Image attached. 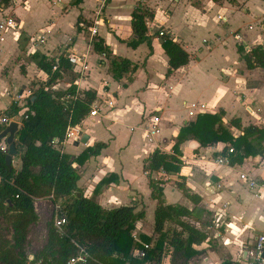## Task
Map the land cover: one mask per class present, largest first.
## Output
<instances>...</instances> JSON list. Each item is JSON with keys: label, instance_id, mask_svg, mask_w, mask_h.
<instances>
[{"label": "crops", "instance_id": "crops-1", "mask_svg": "<svg viewBox=\"0 0 264 264\" xmlns=\"http://www.w3.org/2000/svg\"><path fill=\"white\" fill-rule=\"evenodd\" d=\"M98 4L99 0H11L0 6V17L11 14L18 23L0 40V112L8 115L13 103L25 109L30 86L36 90L48 80L32 59L33 44L43 32L46 41L39 52L48 58L86 56V70L73 65L75 82L79 91L97 92L94 103L99 114L83 123L89 141L79 145L70 141L64 151L77 156L97 142L109 143L82 166L79 187L91 196L103 178L117 174V181L101 187L97 200L105 207L135 204L138 211L144 209L136 232L153 236L155 223L149 225L146 216L157 201L152 198L145 164L155 149L173 154L181 129L200 113L223 110V121L236 137L243 130L230 123L233 118L240 119L243 127H264V68L248 69L239 52L240 45L247 50L264 45V0H113L96 19ZM136 9L147 13L152 51L147 43L137 48L128 45L134 37ZM249 25H254L253 30ZM91 27L97 28V35H92ZM161 29L190 54V62L171 74H167L169 57L158 34ZM98 37L109 46L111 58H126L138 65L136 70L115 77L110 59L94 49ZM10 58L11 74L6 78L2 68ZM35 78L40 82L32 85ZM72 80L66 72L57 88L65 89ZM155 117H159L160 131L147 137V126ZM228 145L218 142L203 147L195 138L180 145V175L185 176L190 192L202 198L200 207L206 212L200 224L208 223L210 238L196 245L202 252L190 264H244L248 250L264 232V155L245 158L242 164L217 163ZM166 174L153 173L165 182V203L193 209L194 203L177 185L178 175ZM242 174L260 186L251 189ZM165 259L170 264V255Z\"/></svg>", "mask_w": 264, "mask_h": 264}, {"label": "trees", "instance_id": "trees-1", "mask_svg": "<svg viewBox=\"0 0 264 264\" xmlns=\"http://www.w3.org/2000/svg\"><path fill=\"white\" fill-rule=\"evenodd\" d=\"M10 1L1 0V3L9 5ZM146 14L143 9L133 12L134 37L128 41V45L137 48L147 43L152 51V39L147 34ZM162 38V46L169 57L167 74H171L190 62V54L166 31ZM94 49L107 55L111 71L117 78L123 72L135 71L138 66L126 58H111L112 51L102 37L94 41ZM239 52L248 69L264 68V45H256L249 50L240 45ZM32 59L49 78L29 97L25 109L13 103L6 111L9 116L24 112L21 114V130L16 136L19 167L12 163L10 168L6 162L7 153L0 150V212L13 220L15 240V246L0 245L4 264H27L25 245L30 226L39 220L35 199L41 196L63 200L58 214L66 219L63 232L56 229L54 222L49 231V245H60L59 251L63 259L60 264H65L70 256L77 253L74 242L80 243L89 251L91 258L87 264H164L168 255L170 264H190L202 252L196 245L210 241V238L205 228L208 223L205 222L203 226L200 224L206 212L200 207L202 198L190 192L185 176L180 175L183 166L180 159L181 143L189 138L197 139L203 147L218 142L230 143L222 155L229 157L230 165L242 164L245 158L264 155V127H243L240 119L233 118L230 123L243 130L236 137L223 121V110L216 114L200 113L195 121L181 129L173 146V154L158 148L150 154L145 171L152 188V198L157 201L155 232L158 237L153 243L154 236L142 233V242L150 245L146 248L133 236L137 222L145 217L144 209L138 211L135 204L105 207L97 200L101 187L117 181V174L112 173L103 178L91 196L85 195L79 187L82 166L91 157L101 154L109 143L97 142L77 156L61 151L53 143L55 138H64L69 125L82 127L90 118L97 92L90 89L79 91L70 56L61 54L50 59L36 51ZM54 65L58 66L57 70H54ZM21 70L25 71L24 65ZM66 72L72 75V82L65 89H54V85ZM2 130L0 128V132ZM161 171L178 175L180 180L177 185L194 203L193 209L181 204L165 203V182L153 177V173ZM172 221L176 223V228L170 231V228L166 229V225ZM185 233L188 235L184 236ZM135 248L142 249L144 255H134ZM36 254L38 257L45 255ZM222 264L232 263L226 261Z\"/></svg>", "mask_w": 264, "mask_h": 264}, {"label": "built area", "instance_id": "built-area-1", "mask_svg": "<svg viewBox=\"0 0 264 264\" xmlns=\"http://www.w3.org/2000/svg\"><path fill=\"white\" fill-rule=\"evenodd\" d=\"M1 1V0H0ZM113 0H99V4L97 7V14L96 19H98L104 12V9L112 2ZM4 4V3H3ZM2 4V5H3ZM219 18H222V16H219ZM97 21V20H96ZM18 26V23L16 19L12 15H4L0 17V40H4L3 33L5 34L6 31L9 29H16ZM92 35H97L98 30L96 27H91ZM159 37H162L165 34V30H159ZM46 37L44 35V32L39 36V38L36 39L35 43L33 44L32 50L39 51V47L43 46L45 44ZM105 55V54H104ZM70 63L74 66H79L80 71H84L87 69V61L86 56L84 57H78L76 55L70 56ZM58 66L54 65V70H57ZM54 89H57V85L55 84ZM251 113H255V109H250ZM259 110V109H258ZM98 106L97 104L92 105L90 117L98 115ZM191 114H194L191 112ZM11 121H18L22 124V116L16 115V116H9L7 114H4L3 112H0V128L4 129ZM159 117L154 118V122L151 125L147 126V137H153L157 133H159L160 128L158 125ZM84 129L83 127L79 125H69L66 134L64 138L61 140L59 138H55L53 143L54 145L60 149L61 151H64V146L70 142V141H80L83 138L84 135ZM0 150L3 153L9 152V145L6 142V139H2L0 141ZM230 151H233V148L230 149ZM216 162L219 164H230V160L228 156H219L216 158ZM241 178L249 185L251 189H256L260 186V183L254 179L253 177H250L247 174H242ZM66 224V219L64 217H61L59 215H56L54 218V226L59 232H63L64 225ZM138 242L143 244L146 248L150 247L149 244H145L142 242L140 238H136ZM77 253L73 254L68 258V260L65 262V264H87L91 258V255L89 251L86 249L85 246L81 245L78 242H74ZM134 254L137 256H143L144 251L142 249H136L134 251ZM248 258L249 260L246 261L244 264H264V232L258 236L256 242L252 245V247L248 250ZM27 264H55L51 260H46L44 257H38L36 253L30 254L28 253V259Z\"/></svg>", "mask_w": 264, "mask_h": 264}, {"label": "rangeland", "instance_id": "rangeland-1", "mask_svg": "<svg viewBox=\"0 0 264 264\" xmlns=\"http://www.w3.org/2000/svg\"><path fill=\"white\" fill-rule=\"evenodd\" d=\"M1 5H2V3L0 1V6ZM253 28H254V25H249V27H248L249 30H253ZM7 33H8V31L5 32V34H7ZM5 34L3 33L2 35L4 36ZM4 38H5V36H4ZM2 70H3L2 75L5 76L6 78L8 77L9 74H11V58L5 64V66L2 68ZM38 82H40L38 80V78H35V80L32 81V85H34V84L37 85ZM19 89H21V87L18 88L17 90H19ZM30 89H31L30 91H32V92L28 93V91H27V93H26L27 98H26L25 103L28 102L29 97L31 95H33V93L35 91V88H33L32 86H30ZM8 90H11V87ZM82 127H83V125H82ZM84 132H85V129H84ZM14 158H15V156H14ZM13 164L15 167H19V159H16V161H14ZM167 174H169V173H167ZM167 174L165 175L166 177L168 176ZM137 185H138V181H137ZM142 189H145V187ZM62 201L63 200H61L60 198L50 197V196H46V197L41 196V197H37L35 199V206H36V211L39 215V220L36 223H33L29 228L28 240H27V243L25 245V250H24L25 254L26 253H30V254L42 253V254H45V255H43V257L46 260H51L55 264H60L62 262L63 259L61 258V254L59 251L60 250L59 243H58V245H49V239H50V232L49 231H50V228L54 222L55 216L59 214V209H60ZM139 209H141V208H139ZM154 210H155V208L150 213H148V215L146 216L148 224L151 225L152 227H154V223H155V221H154L155 211ZM136 226H137V224H136ZM168 228H170V231H172L173 228H176V223H174L173 221L171 223L167 222L166 229H168ZM133 236L135 237V239L140 238L141 233H139V232L137 233L135 230L133 232ZM153 236H154V240H153V243H154L156 241L155 239L158 237V235L156 234ZM4 244H6L7 246H15L14 228H13V220L10 217L5 216L3 213L0 212V245H4ZM136 249H138V248H135L133 250V252ZM166 263L168 264V260L164 259V264H166ZM192 263H195V259L192 260ZM0 264H4V260L1 258V255H0Z\"/></svg>", "mask_w": 264, "mask_h": 264}, {"label": "water", "instance_id": "water-1", "mask_svg": "<svg viewBox=\"0 0 264 264\" xmlns=\"http://www.w3.org/2000/svg\"><path fill=\"white\" fill-rule=\"evenodd\" d=\"M21 130V123L18 121H11L1 132H0V141L2 139H6L7 144L9 145V152L6 157L7 165L11 168L13 163V157L17 155L18 149L16 146V136ZM90 139V135L85 133L83 138L80 141H77L76 144L79 143H87Z\"/></svg>", "mask_w": 264, "mask_h": 264}]
</instances>
